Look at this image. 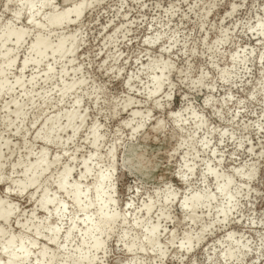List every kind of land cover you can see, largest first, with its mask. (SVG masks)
Listing matches in <instances>:
<instances>
[{
	"label": "clouds",
	"instance_id": "9594fccd",
	"mask_svg": "<svg viewBox=\"0 0 264 264\" xmlns=\"http://www.w3.org/2000/svg\"><path fill=\"white\" fill-rule=\"evenodd\" d=\"M0 264H264V0H0Z\"/></svg>",
	"mask_w": 264,
	"mask_h": 264
}]
</instances>
